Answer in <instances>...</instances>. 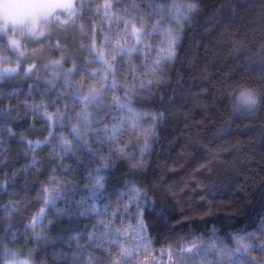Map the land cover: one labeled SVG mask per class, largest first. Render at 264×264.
Instances as JSON below:
<instances>
[{"label": "clouds", "instance_id": "9594fccd", "mask_svg": "<svg viewBox=\"0 0 264 264\" xmlns=\"http://www.w3.org/2000/svg\"><path fill=\"white\" fill-rule=\"evenodd\" d=\"M0 264H264V0H0Z\"/></svg>", "mask_w": 264, "mask_h": 264}]
</instances>
